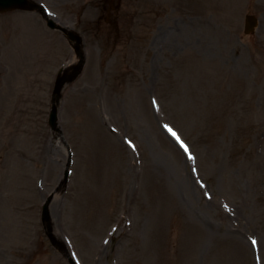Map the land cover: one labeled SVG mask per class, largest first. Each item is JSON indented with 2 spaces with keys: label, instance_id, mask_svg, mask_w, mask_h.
Returning <instances> with one entry per match:
<instances>
[{
  "label": "rangeland",
  "instance_id": "374dc122",
  "mask_svg": "<svg viewBox=\"0 0 264 264\" xmlns=\"http://www.w3.org/2000/svg\"><path fill=\"white\" fill-rule=\"evenodd\" d=\"M35 1L86 64L53 132L77 55L0 16V264H264V0Z\"/></svg>",
  "mask_w": 264,
  "mask_h": 264
},
{
  "label": "water",
  "instance_id": "95a60500",
  "mask_svg": "<svg viewBox=\"0 0 264 264\" xmlns=\"http://www.w3.org/2000/svg\"><path fill=\"white\" fill-rule=\"evenodd\" d=\"M15 10H23V11H31V12H39L43 14V16L47 19L48 26L53 30H60L64 33V35L71 41L76 42L75 50L78 53V56L81 58L80 64L76 67L75 72L71 75L64 73L57 80L55 91L53 94V108L49 118V125L53 131H58V104L61 99V92L64 86L67 83L72 82L76 77L81 73L84 66V59L81 54L80 44L82 42L81 38L73 32L68 31L67 29L58 26L53 20L49 19L45 14L44 9L41 5L31 1V0H0V14L7 13ZM257 25V20L253 16H248L246 20V28L245 33L251 34L255 31V27ZM44 218L46 221L49 220V214L47 212V208L45 211Z\"/></svg>",
  "mask_w": 264,
  "mask_h": 264
},
{
  "label": "snow or ice",
  "instance_id": "6c2138e0",
  "mask_svg": "<svg viewBox=\"0 0 264 264\" xmlns=\"http://www.w3.org/2000/svg\"><path fill=\"white\" fill-rule=\"evenodd\" d=\"M168 131L171 133L172 136H174L177 139V141L180 143L181 147H183L184 150L187 152L188 151V147H187L186 144L183 143L182 140H180L178 134L175 131H173L172 129H170V128L168 129ZM189 158L192 159L191 156H189Z\"/></svg>",
  "mask_w": 264,
  "mask_h": 264
},
{
  "label": "bare ground",
  "instance_id": "6f19581e",
  "mask_svg": "<svg viewBox=\"0 0 264 264\" xmlns=\"http://www.w3.org/2000/svg\"><path fill=\"white\" fill-rule=\"evenodd\" d=\"M190 183V182H189ZM191 184V183H190Z\"/></svg>",
  "mask_w": 264,
  "mask_h": 264
}]
</instances>
